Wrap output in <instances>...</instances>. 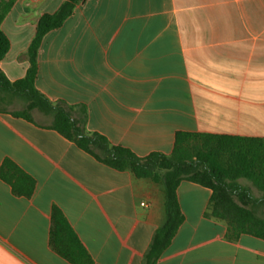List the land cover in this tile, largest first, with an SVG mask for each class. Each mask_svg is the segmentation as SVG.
<instances>
[{"label":"crops","instance_id":"1","mask_svg":"<svg viewBox=\"0 0 264 264\" xmlns=\"http://www.w3.org/2000/svg\"><path fill=\"white\" fill-rule=\"evenodd\" d=\"M65 1H16L1 26L11 82L27 74L38 21ZM38 62L40 93L140 157L171 154L179 132L264 139V0H84L44 37ZM13 111L0 112V167L11 159L36 191L16 196L0 179V264H71L50 245L54 207L95 264H143L165 221L163 185L98 161L50 114ZM211 197L181 182L185 221L157 264H264L263 239L230 241L206 216Z\"/></svg>","mask_w":264,"mask_h":264},{"label":"trees","instance_id":"2","mask_svg":"<svg viewBox=\"0 0 264 264\" xmlns=\"http://www.w3.org/2000/svg\"><path fill=\"white\" fill-rule=\"evenodd\" d=\"M16 1L0 0V62L11 47L10 39L1 26ZM83 1L66 0L58 11L40 18L28 51L30 67L23 79L11 82L0 68V112L7 111L3 105L21 101L24 108L11 112L13 116L32 122L36 110L50 114L54 130L98 161L117 171H129L137 179H149L163 185L165 221L154 233L143 264L158 263L185 221L178 199L182 181L212 190L206 216L226 223L228 240L237 241L242 235L264 240V217L259 215V209H264L263 138L179 132L171 154L154 152L140 157L128 148L112 144L99 133L86 132L68 108L52 103L38 91V57L44 37L61 28ZM0 179L12 188L16 196L31 198L36 191V180L11 159H5L0 167ZM241 180H247L250 186L242 185ZM254 190L261 193V197H257ZM50 245L71 264H95L58 207L52 210Z\"/></svg>","mask_w":264,"mask_h":264},{"label":"rangeland","instance_id":"3","mask_svg":"<svg viewBox=\"0 0 264 264\" xmlns=\"http://www.w3.org/2000/svg\"><path fill=\"white\" fill-rule=\"evenodd\" d=\"M24 103L21 101H15L14 104L11 105H3L2 107L6 108V109H12V110H19V109H23L24 108ZM259 215L264 217V209L260 208L259 209Z\"/></svg>","mask_w":264,"mask_h":264}]
</instances>
